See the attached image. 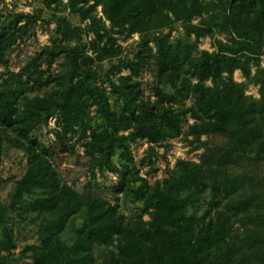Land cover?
<instances>
[{
    "label": "trees",
    "instance_id": "1",
    "mask_svg": "<svg viewBox=\"0 0 264 264\" xmlns=\"http://www.w3.org/2000/svg\"><path fill=\"white\" fill-rule=\"evenodd\" d=\"M69 1L75 5L88 0ZM94 1L104 5V14L113 25L139 32L143 48L136 61L126 63L125 68L131 71L127 75L114 77L120 66L115 61L106 70L85 67L80 63L86 46L83 30L60 19L50 45L37 52L21 72L3 74L0 164L5 143L27 145L29 164L12 201L6 205L0 200V255L1 251L6 255L11 252L15 244L12 222L23 208L25 195L35 191L26 201L39 219L40 243L30 253L33 264H92L94 246L102 244L108 246L104 264H264V69H257L254 75L250 69L253 58L258 66L259 58L264 57V0H216L218 7L211 0ZM18 16L25 19L19 27L20 19L13 23L20 30L35 19L29 14ZM195 17L199 21L192 24ZM100 22L91 18L88 28L102 37L100 30L105 27ZM174 22L185 23L195 40L173 42L163 30ZM217 31L229 39L215 37ZM205 36L215 38L214 50L194 53ZM150 41L154 47L148 45ZM105 43L100 46L90 41L97 60L109 53ZM10 45L7 33L0 29V63L6 61L5 50ZM61 55L67 70L51 72L55 58ZM43 63L46 65L41 68ZM142 69L152 71L155 77L152 93L147 96L136 79ZM235 69L260 85L259 98L245 95L243 85L232 78ZM30 79L39 91L29 98L28 92L33 91ZM99 79L107 83L113 103L106 87L97 83ZM184 91H191L194 105L173 107L183 102ZM90 99L96 117L90 114ZM53 114H58L62 123L55 140L45 145L31 139V132ZM187 114L194 119L187 135L195 140L206 137L201 142V164H191L181 178L148 189L145 207L152 212L147 227L140 217L124 222L116 205L93 197L91 181L85 182L81 193L68 186L52 164L56 151L68 152L64 141L68 132L78 131L81 138H89L79 158L87 161L89 170L97 167L103 174L115 168L117 150L124 158H131V142L145 139L156 143L177 136ZM98 119L104 124H98ZM241 163L245 168H238ZM245 183L248 191H239ZM193 188L210 191L215 208L221 199L229 201L227 209L217 212L216 222L213 217L204 219L196 231L184 213L191 194L182 193ZM81 210L87 218L67 245L59 234L69 218ZM235 217L250 224L247 235L239 241L231 236ZM211 246L227 247L225 258L216 259L217 254L208 257Z\"/></svg>",
    "mask_w": 264,
    "mask_h": 264
},
{
    "label": "rangeland",
    "instance_id": "2",
    "mask_svg": "<svg viewBox=\"0 0 264 264\" xmlns=\"http://www.w3.org/2000/svg\"><path fill=\"white\" fill-rule=\"evenodd\" d=\"M209 1V0H205ZM214 7H218L216 0H211ZM215 3V4H214ZM104 5L94 0L80 2L73 5L69 0H0V29L6 32L11 45L6 48V61L0 63V80L6 72L19 73L26 68L27 64L43 47L50 45L55 39V30L59 26V20L65 19L70 24L83 30L84 47L83 57L80 59L81 65L92 67L93 69H104L109 67L111 61L120 62L119 70L116 71L114 77L119 75H127L131 71L125 68L126 63L137 60V54L143 48L142 36L139 32H128L121 30L119 26L113 25L106 18L103 8ZM21 13L33 15L34 21H31L23 30L14 28L16 18ZM212 13V12H209ZM207 13V14H209ZM206 14V15H207ZM86 15V18H82ZM204 16V15H203ZM15 18V19H14ZM91 18L100 19L104 24L105 30L102 32V37L97 36L90 31L88 25ZM22 20V21H21ZM199 17L192 19L191 23L196 24ZM25 24V19H20L18 27ZM163 32L168 34L173 42L180 40L182 42L192 43L195 40L194 34H190L185 23L174 22L171 26L164 29ZM215 37L227 41L229 37L225 33L217 31ZM214 37H201L197 43V48L194 53L201 49L212 51L214 50ZM95 40L101 45L105 44L109 47V53L105 58L97 60L95 49L92 48L90 41ZM154 41H150L148 45L154 47ZM86 56V57H85ZM93 57L91 61L89 57ZM110 58V59H109ZM253 60L250 61L251 75H254L257 69H264V57L258 60V66H255ZM45 63L41 68L45 67ZM67 70L64 55L55 58L51 66V72H60ZM154 74L148 69H142L136 76V79L141 83L144 95L152 93V87L155 84ZM232 78L243 85L246 96L253 99L260 97V85L255 81L248 80L243 75L240 69H235L232 73ZM33 91L28 92L29 98L36 94L39 89L33 85V79L29 80ZM97 83L104 85L108 90V98L113 103V95L108 88L107 83L100 79ZM209 83V82H207ZM38 89V90H37ZM166 91L174 92L172 89L166 88ZM184 96L181 104H174L173 107H188L194 105V99L191 91H184ZM181 95V96H182ZM182 96V97H183ZM186 96V97H185ZM89 104L90 114L95 116V104L90 99ZM194 121L190 114H187L182 122L180 133L175 137L163 139L159 142L148 143L145 139H137L129 145L131 158L121 156L120 150H117L113 157V170H107L100 174L97 167H87V161L79 158L84 155L85 142L89 140L87 136L83 139L78 131L68 132L66 140L69 150L68 152L56 151L53 157L52 164L56 167L62 180L76 191L81 193L86 181H91V194L93 197L106 200L107 203L116 205L117 213L120 214L124 222H131L135 217L140 219L149 226L151 220L152 209L145 207V200L149 196L148 189L155 184L163 186L168 180L181 178L182 173L187 171V168H192L191 164H201L202 153L204 147L201 142L206 139L205 135L200 137V140H195L193 136L187 135L188 126ZM98 124L104 123L98 119ZM62 130V123L58 114L49 116L45 123L40 124L35 128L30 138L36 140L37 143L48 145L55 140L56 134ZM128 131L120 133L127 134ZM2 161L0 164V200L3 204H9L12 201L13 193L16 189L18 181L27 171L29 164V155L25 147L4 145ZM186 163V164H185ZM264 173V161L262 164ZM190 166V167H189ZM246 164L238 165L239 169L245 168ZM183 169V171H181ZM94 172H91V171ZM240 171V170H239ZM124 182L123 186H121ZM142 185V186H141ZM249 185L245 183L239 188V191L247 189ZM183 195L191 194V202L188 204L184 213L189 217L191 228L196 231L199 226H202L204 219L213 217L216 222V214L219 210L227 209L228 200L221 199L218 207H213V196L208 190H198L193 188L191 191L184 189ZM240 193V192H239ZM36 194L32 191L30 195H25L24 203H21L23 208L15 215L13 221V241L14 246L11 252L6 255L5 251H1L2 259L0 264H33L31 250L37 248L40 243L38 234L39 219L34 213L30 212L27 207L28 199ZM236 197L239 194H235ZM233 204V203H232ZM87 215L84 210L71 216L66 223L65 228L59 234L60 239L70 245L76 234L77 228L81 227L85 222ZM250 228L249 222L244 224V221L237 217L232 220L231 236L234 241H239L247 235L246 229ZM244 232V233H243ZM115 235L113 238L115 239ZM211 246L208 253L213 258H225L227 247L222 246L215 248ZM108 246L102 244L94 246V262L92 264H104L105 253ZM25 250L26 252H24ZM23 251V252H22ZM209 259V258H208Z\"/></svg>",
    "mask_w": 264,
    "mask_h": 264
}]
</instances>
